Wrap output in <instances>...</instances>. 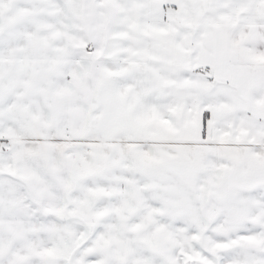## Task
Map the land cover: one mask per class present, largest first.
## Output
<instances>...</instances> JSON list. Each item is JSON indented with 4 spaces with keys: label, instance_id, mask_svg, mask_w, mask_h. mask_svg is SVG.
I'll return each instance as SVG.
<instances>
[{
    "label": "snow or ice",
    "instance_id": "1",
    "mask_svg": "<svg viewBox=\"0 0 264 264\" xmlns=\"http://www.w3.org/2000/svg\"><path fill=\"white\" fill-rule=\"evenodd\" d=\"M0 264H264V0H0Z\"/></svg>",
    "mask_w": 264,
    "mask_h": 264
}]
</instances>
